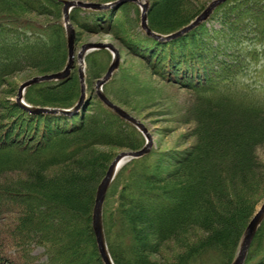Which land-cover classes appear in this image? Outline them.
Wrapping results in <instances>:
<instances>
[{
  "label": "trees",
  "instance_id": "trees-1",
  "mask_svg": "<svg viewBox=\"0 0 264 264\" xmlns=\"http://www.w3.org/2000/svg\"><path fill=\"white\" fill-rule=\"evenodd\" d=\"M193 4L154 0L149 28L163 35L180 30L209 3ZM60 5L0 0V92L3 86L5 93L0 96V264H105L93 210L99 185L119 153L103 148L135 151L145 145L142 133L95 91L70 116L30 113L10 100L17 94L8 90L7 78L27 69L43 76L66 66L62 8L59 15L52 9ZM134 8L131 2L102 10L76 7L70 19L77 36H116L153 76L185 92L183 119L194 124L195 141L179 151L153 147L119 169L103 208L111 259L114 264H232L264 192V165L257 154L264 145V0H227L199 26L167 41L142 29L139 11L135 18L117 14ZM25 14L57 18L42 23ZM104 54L111 56L101 49L86 57L89 91L108 69ZM144 88L122 70L103 91L116 104L114 91L117 98H129L144 94ZM80 96L76 70L65 80L29 86L24 100L33 107L71 109ZM170 243L178 250L173 259L152 258ZM245 264H264V220Z\"/></svg>",
  "mask_w": 264,
  "mask_h": 264
},
{
  "label": "rangeland",
  "instance_id": "rangeland-1",
  "mask_svg": "<svg viewBox=\"0 0 264 264\" xmlns=\"http://www.w3.org/2000/svg\"><path fill=\"white\" fill-rule=\"evenodd\" d=\"M60 2V6H53V11L55 14L60 12V8H62V19L64 18V8H65V2H89L88 0H55ZM140 3H139V2ZM212 0H193V5L200 6L201 4L206 5L207 3H210ZM154 2V0H137L133 3L136 8L131 9L129 13H127L125 10H119L117 14L119 16L124 17H133L135 18V13L137 15V11L140 13V21H141V11L143 8V4H147L150 6ZM128 3V2H126ZM130 3V2H129ZM125 4V3H124ZM123 5V4H122ZM121 5V6H122ZM75 8V7H74ZM73 8V9H74ZM72 9V10H73ZM132 11V13H131ZM149 11V9H148ZM71 14V11L69 13V16ZM59 15V13H58ZM138 16V15H137ZM148 16V12H147ZM22 17L27 18H34L42 23L46 22H52L54 23L55 19L57 17H38L36 15H28L25 14ZM66 31V30H65ZM67 38V34H66ZM78 38V41H77ZM77 41V42H76ZM87 43H102V44H111L115 46L118 49L119 53V66L115 71H122L128 74H134L137 79L145 86L144 94H130L129 98L126 97H120L117 98L115 94L117 92L114 91L115 94H113L114 101L116 102L112 103L123 109L126 113L137 119L141 124L144 125V127L147 129L149 134L151 135V139L153 142V146L157 152H171L175 150H183L187 147H189L191 144L194 143L195 139L191 135V130L194 127V124H186V122L183 119L184 115V108L187 107V103H184L183 100H185V92L178 89L177 87L162 82L159 80V78L152 75V73L146 68L145 61L141 60L140 58L131 55V53L128 51V49L122 45V43L117 39L116 36L112 34H106V33H86L81 32L79 36H77V31L74 28V50H75V58L73 61V66L70 69V73H74V71L78 70L79 72V60H78V52L80 51L81 47L84 44ZM68 44V42H67ZM77 50V51H76ZM102 50H105L111 54V56L108 54H104L102 57V60L105 62L106 66L108 64V69L110 65L113 62V53L109 50V48H103ZM95 51V50H94ZM121 54V55H120ZM69 60V49H68V64ZM66 67V66H65ZM64 67V69H65ZM86 68L85 66V85H86V96L89 95V93L95 91L96 92V85L94 86V90H90L87 87L86 84ZM63 69V70H64ZM107 69V71H108ZM106 71V72H107ZM106 74V73H105ZM104 74V75H105ZM104 75L99 78L97 81L102 79ZM40 77V75L32 70L27 69L21 73L15 74L9 78L6 79V85L8 86V90H14L16 94L18 93L19 87L21 84L35 78ZM90 81H92L91 77H89ZM37 84V83H34ZM32 84V85H34ZM97 84V82H96ZM30 85V86H32ZM105 86V85H104ZM104 86L102 89L104 90ZM29 86L26 87V89ZM2 89L4 87L2 86L0 96H4L5 93L2 92ZM25 89V90H26ZM104 93V91H103ZM105 94V93H104ZM25 95V91H24ZM17 96V95H16ZM16 96H12L10 100L16 99ZM106 96V95H105ZM81 97V96H80ZM107 97V96H106ZM24 98V96H23ZM86 98V97H85ZM108 98V97H107ZM109 99V98H108ZM117 99L118 101H116ZM110 100V99H109ZM123 103H121V102ZM16 102V101H15ZM183 102V103H182ZM121 105H118V104ZM18 104V103H17ZM77 105V104H76ZM185 106V107H184ZM183 119V120H182ZM105 150H111L114 153H122L130 150L126 149H118V148H110L105 147L103 148ZM258 157L261 164L264 165V145L258 149ZM127 162V161H126ZM125 162V163H126ZM108 193V192H107ZM262 200L257 206V210L261 207V205L264 203V192L261 194ZM107 196V194H106ZM106 199V197H105ZM105 203V201H104ZM104 208V205H103ZM257 212V211H256ZM104 215V214H103ZM103 227H104V221H103ZM244 238V237H243ZM242 244V242H241ZM241 247V245H240ZM251 247V246H250ZM240 250V248H239ZM177 248L174 244L170 243L166 245L165 247L161 248V252L159 254L153 255L152 258L158 261H170L173 259L175 254L177 253ZM37 253H41L42 250L38 249L36 251ZM239 253V251H238ZM237 253V256H238ZM236 256V258H237ZM248 256V255H247ZM235 258V260H236ZM247 259V258H246ZM234 260V261H235ZM233 261V263H234ZM246 262V261H245ZM232 263V264H233ZM245 264V263H244Z\"/></svg>",
  "mask_w": 264,
  "mask_h": 264
},
{
  "label": "water",
  "instance_id": "water-1",
  "mask_svg": "<svg viewBox=\"0 0 264 264\" xmlns=\"http://www.w3.org/2000/svg\"><path fill=\"white\" fill-rule=\"evenodd\" d=\"M137 0H117L112 3H95V2H65V8H64V25L66 28V34H67V42H68V49H69V60L68 64L66 65L65 69L52 74L43 75L40 77H35L23 84L20 85L17 96H16V103L21 105L25 110L29 111L30 113H47V114H56V115H62V116H70L75 114L80 107L82 106L85 97H86V85H85V60L84 57L88 52H91L93 50H99L103 48H109V50L113 53V62L110 65L108 71L104 75L102 79L97 81L96 84V92L99 98L114 112H116L119 116H121L126 121L133 124L135 127H137L143 136L146 139V144L144 147L140 150H130L126 152L119 153L117 157L114 159V161L109 166L105 177L103 178L101 184L99 185L97 196L95 200V206L93 210V229L94 233L96 235L97 244L99 248V252L101 254V257L105 264H114L113 260L111 259L110 253L108 251L104 227H103V205L105 201V197L107 194V191L115 178L116 173L120 169V167L128 160L133 158H139L144 156L145 154L149 153V151L152 148L153 142L151 139V135L147 131V129L144 127L141 122H139L137 119L126 113L123 109L118 107L117 105L113 104L103 93L102 87L111 79L113 73L119 66V53L118 50L111 44H102V43H87L84 44L80 51L78 52V60H79V78L81 82V97L73 108L71 109H60V108H40V107H33L29 104H27L24 101V91L27 86H30L34 83H40V82H46V81H53V80H65L70 75V69L73 66V61L75 58V50H74V27L70 21L69 13L74 7H82V8H88V9H107L110 7H118L126 2H134ZM227 0H212L205 10L198 15L190 24L187 26L181 28L180 30L169 34V35H163L160 33H156L152 31L149 28L148 20H147V12L149 9V6L147 4H143V8L141 11V27L147 32V34L157 40L160 41H167L171 40L177 37H180L191 30H193L195 27L199 26L202 22L208 19L210 14L220 5L225 3ZM139 2V1H138ZM140 3V2H139ZM71 7V9H70ZM91 50V51H90ZM264 220V203L261 205V207L257 210L253 218L251 219L245 234L244 238L238 253V256L233 264H244L250 249V246L252 244V241L255 237V234L260 227L261 223Z\"/></svg>",
  "mask_w": 264,
  "mask_h": 264
},
{
  "label": "bare ground",
  "instance_id": "bare-ground-1",
  "mask_svg": "<svg viewBox=\"0 0 264 264\" xmlns=\"http://www.w3.org/2000/svg\"><path fill=\"white\" fill-rule=\"evenodd\" d=\"M70 9H71V7H70ZM115 47V46H114ZM116 48V47H115ZM117 49V48H116ZM99 50H101V49H99ZM118 50V49H117ZM77 51V50H76ZM91 51V50H90ZM94 51V50H93ZM92 52V51H91ZM119 52V51H118ZM90 52H88L86 55H85V57H84V60H86V57H87V55L89 54ZM85 64H86V61H85Z\"/></svg>",
  "mask_w": 264,
  "mask_h": 264
}]
</instances>
